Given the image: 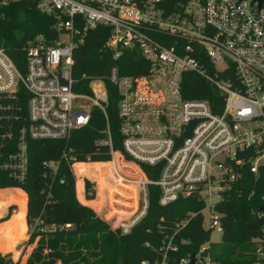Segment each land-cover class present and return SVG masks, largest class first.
Listing matches in <instances>:
<instances>
[{
  "label": "built area",
  "instance_id": "obj_1",
  "mask_svg": "<svg viewBox=\"0 0 264 264\" xmlns=\"http://www.w3.org/2000/svg\"><path fill=\"white\" fill-rule=\"evenodd\" d=\"M19 2L34 3L54 18L57 37L36 36L28 43L25 73L0 48V173L24 183L30 141L67 140L90 125L95 108L106 115L104 83L90 78L92 93L83 94L77 86L88 78L73 71L74 50L88 32L106 27L114 61L124 51H137L148 64L136 77L121 76L114 65L108 77L119 90L121 149L114 148L107 121L95 146L109 150L112 165L91 163L100 164L99 174L113 168L120 174L108 184L112 190L128 187L137 211L127 220L110 216L107 224L130 234L148 214L149 187L155 186L161 207L179 200L201 206L166 236L161 264L180 251L174 238L197 216L211 236L195 254L196 264H219L204 256L214 245L212 235L222 239L225 231L218 205L244 171L257 176L264 167V2L259 8L252 0H0V16ZM189 73L212 85L221 99L185 97L182 80ZM255 244L253 264H264V240ZM190 257L178 264H190Z\"/></svg>",
  "mask_w": 264,
  "mask_h": 264
},
{
  "label": "trees",
  "instance_id": "obj_2",
  "mask_svg": "<svg viewBox=\"0 0 264 264\" xmlns=\"http://www.w3.org/2000/svg\"><path fill=\"white\" fill-rule=\"evenodd\" d=\"M54 23L55 19L41 12L34 3L19 2L5 7L0 16V48H4L18 69L25 73V47L36 36L56 38ZM108 38L109 29L99 27L88 32L84 43L73 53L75 76L88 78L79 81L78 91L86 95L92 93L90 78H99L107 88L106 115L100 108H95L90 125L75 130L67 140L30 141V166L24 183L18 184L0 173V189L16 187L27 194L14 190L0 191V218L9 204L18 206L14 215L15 206H11L4 219L6 223H0V264H18L11 254L1 252L13 251L15 244L24 239L26 221L29 229L27 245L35 247L28 264H161L164 255L160 249L166 236L174 234L175 223L187 213L201 208L190 200H179L161 207L160 190L150 186L148 214L130 234L124 235L120 229L113 230L95 210L79 202L77 193L80 199L84 195L83 179L77 181L72 169L74 163H77L74 165L77 175L99 181L100 199L102 188L109 190L111 187L97 171L100 164L91 163L109 162L111 159L108 149L98 152L95 146L96 139L105 136L108 122L114 148L121 149L120 96L118 87L108 78L111 68L117 65L121 76L136 77L148 66L137 51H124L120 59L114 61L113 53L106 47ZM201 63L210 69L206 57L201 58ZM182 86L188 99L212 103H215V98L221 99L212 85L194 73L184 75ZM46 162L53 163L54 167L45 166ZM144 169L150 170L147 166ZM259 171L257 176L249 170L244 171L242 178L218 205L225 231L221 242L204 253L215 263L253 264L255 260V241L264 240V167ZM92 172L96 173V178ZM84 188L86 199H95V184L85 179ZM98 205V201L91 204L95 209ZM210 236L203 227L201 216H197L174 238L180 251L168 254L170 264H178L181 258L197 254L200 246L209 242Z\"/></svg>",
  "mask_w": 264,
  "mask_h": 264
},
{
  "label": "rangeland",
  "instance_id": "obj_3",
  "mask_svg": "<svg viewBox=\"0 0 264 264\" xmlns=\"http://www.w3.org/2000/svg\"><path fill=\"white\" fill-rule=\"evenodd\" d=\"M88 164H90V163H88ZM111 165H112L111 162L105 164V166L107 168L109 166H111ZM72 169H73V173L76 175L77 181H79V179L82 178V179H88L91 182L93 181L95 183L96 192H97L96 198L98 197V202H100V205L96 206L95 211H96L97 215L100 216V217H102L103 218L102 220L107 223V221L110 220L109 219L110 217L108 218V216H107V210L106 209H103V208H102L103 210H101L100 207H104L105 205L109 204V200H110V197L112 195L111 192L109 193L103 187L102 188V191H101L102 192V199H100L99 192H98L99 191V183H98L99 181L98 180L97 181L91 180L90 178H88L86 176L80 177L79 175H77L74 166H73ZM101 174L106 179V182L107 183H113V180H114V183H115L116 182L115 180H117L119 178V176H120V174H118V172H116L114 170V168H113V170H109V171H107L106 169H104ZM92 176L95 177V178L97 177L96 173H94V172H92ZM76 185H77V183H76ZM76 193H77V188H76ZM84 195H85V192H84ZM84 195H83V198L80 199L79 196H78V193H77V198H78V200H79L80 203L82 201H84ZM118 195H116V197L114 199L116 201H122V203H120V204L116 203V205H118L119 207H122V209H125V211L128 212L127 214L123 215V217H122L124 220H127L129 217H131L137 211V208H136L137 207V204H136V201H135V194L130 191V193H127V197L126 196L122 197L121 195L120 196H118ZM113 196H115V194ZM123 204H125V206H131V207H124ZM132 204H135V206H133ZM82 205H84V204H82ZM11 206H15V210L13 211V215L16 213V211L18 209V206L16 204H9L6 207V209L3 211L4 214L0 218V223H5L4 222V219L9 214L8 210H9V208ZM84 206H87V205H84ZM112 214H115V213H112ZM114 216H118V215H114ZM109 226L112 227L113 230H116L117 229V225H115L114 223H111ZM28 240H29V235L26 234V236L24 237V239L18 241V243L15 244V249L13 251H7V252H1V253L4 254V255L11 254L13 260L16 263H18V264H28L27 261L34 255L33 252H34V248H35L33 246L30 247V246L27 245ZM211 241L214 244L215 243H220L221 242V235L219 233L215 232L212 235Z\"/></svg>",
  "mask_w": 264,
  "mask_h": 264
},
{
  "label": "crops",
  "instance_id": "obj_4",
  "mask_svg": "<svg viewBox=\"0 0 264 264\" xmlns=\"http://www.w3.org/2000/svg\"><path fill=\"white\" fill-rule=\"evenodd\" d=\"M5 190H14V191H17V190H15L14 188H5V189H0V191H5ZM109 193L111 192V197H110V200H109V204H107V205H105L104 207H100L101 208V210H103V209H106L107 210V216L108 217H110V216H114V215H118L119 216V218H121V219H123L122 217H123V215H125V214H127L128 212H126L125 211V209H122V207H119L118 205H116V203H118V204H120V203H122V201H116L114 198L116 197V195H118V196H122V197H124V196H126L127 197V193H130V192H128V187L126 188V187H122V186H118L116 189H110L109 191H108ZM21 193H24V194H26L24 191H21ZM115 194V196H113ZM27 195V194H26ZM96 196H97V194H96ZM94 201H98V197L96 198L95 197V199H93L92 201H88L87 199H86V196L84 195V201H82L81 203L82 204H84V205H87L88 207H90L92 210H95V208L94 207H92L91 206V204H92V202H94ZM27 203H28V196H27ZM124 205V207H131V206H125V204H123ZM122 205V206H123ZM133 206H135V204H132ZM132 206V207H133ZM94 208V209H93ZM103 208V209H102ZM26 211H27V209H26ZM96 212V211H95ZM112 213H115V214H112ZM4 214V213H3ZM13 216V215H12ZM12 216L7 220V221H9L11 218H12ZM26 216H27V214H26ZM6 223V222H5ZM26 229H27V233L26 234H28V231H29V229H28V227H27V221H26ZM0 239H1V237H0Z\"/></svg>",
  "mask_w": 264,
  "mask_h": 264
},
{
  "label": "water",
  "instance_id": "obj_5",
  "mask_svg": "<svg viewBox=\"0 0 264 264\" xmlns=\"http://www.w3.org/2000/svg\"><path fill=\"white\" fill-rule=\"evenodd\" d=\"M263 2H264V0H252V4L254 5L255 3H258L259 8L261 7ZM190 259H191L190 264H196L197 259L195 258V254H192Z\"/></svg>",
  "mask_w": 264,
  "mask_h": 264
}]
</instances>
